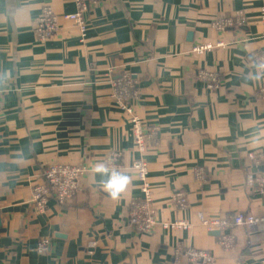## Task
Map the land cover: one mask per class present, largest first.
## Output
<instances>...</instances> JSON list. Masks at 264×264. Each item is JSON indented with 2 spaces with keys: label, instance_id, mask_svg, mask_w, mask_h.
Segmentation results:
<instances>
[{
  "label": "crops",
  "instance_id": "1",
  "mask_svg": "<svg viewBox=\"0 0 264 264\" xmlns=\"http://www.w3.org/2000/svg\"><path fill=\"white\" fill-rule=\"evenodd\" d=\"M46 5L58 14L76 10L75 0H0V264H192L176 260L179 244L211 253L217 264H264V230L228 228L233 243L225 247L200 221V214L264 216V190L249 182L264 176V159L249 156H264V70L255 60L264 49V0H97L84 37L71 26L45 45L34 30ZM238 13L242 24L213 26ZM109 67L115 77L133 76L135 111L160 129V146L146 151L151 231L129 224L141 180L132 168L131 118L111 96ZM201 70L220 72V88ZM113 151L122 152V166L97 172ZM52 161L90 170L72 201L52 198L40 212L33 188ZM112 172L131 181L117 199L101 184ZM177 191L187 196L185 209L173 202ZM44 239L49 247L40 252ZM91 242H98L92 253Z\"/></svg>",
  "mask_w": 264,
  "mask_h": 264
},
{
  "label": "built area",
  "instance_id": "2",
  "mask_svg": "<svg viewBox=\"0 0 264 264\" xmlns=\"http://www.w3.org/2000/svg\"><path fill=\"white\" fill-rule=\"evenodd\" d=\"M96 1L97 0H75L76 10L64 14H58L51 5L44 6L35 25V37L38 41L47 45L51 38L63 34L65 29L71 26L78 28L80 34L84 37L88 30L87 13L91 5ZM244 21L245 16L242 13H238L232 16L219 18L214 22L213 26L223 31L237 24H242ZM260 23L264 29V9L261 11ZM208 47H211V45L202 46L195 50L200 52ZM255 60L258 66L264 70V66H261L264 65V49L262 52L255 54ZM107 73L110 76L112 98L122 110L128 112L130 115L133 139L137 150V156L132 162V168L137 172L141 180V196L131 203L129 224L139 231H151L156 226L157 220L153 205L154 192L152 191L151 183L148 178L150 165L146 157V151L150 146H160V129L157 125L146 124L135 111L133 101L138 97V91L136 89V80L133 76L129 72H124L115 77L114 69L111 67L107 68ZM199 77L204 80L210 88H220L221 75L218 71L201 70ZM258 94L264 97V87L258 90ZM249 156L255 163H259L264 159V156L256 153H250ZM121 157L122 152H111L107 158L106 168L118 170L122 166ZM89 170L87 166L82 164L60 161H52L44 164L41 167L43 181L34 186L31 201L40 212H45L47 204L52 198H55L59 204H67L82 190L81 178L83 174ZM194 170L196 174L195 177L198 180L204 181L207 178L204 167H197ZM254 181L258 182L260 188L264 190V176L258 178L251 176L249 182L253 183ZM172 198L177 209L182 210L187 207L188 200L184 192H174ZM200 221L213 230L218 229L221 231L223 235L222 243L225 247H230L233 243V236L226 233L228 228L243 227L251 229L256 227L264 230V216H258L250 212H238L214 220H207L203 214H200ZM174 225L190 227V224L187 223H175ZM97 243L98 242H91L89 244L92 248L89 250L90 253L93 252V248ZM48 247L49 240L44 239L40 243L38 250L40 252H46ZM175 252L177 261L178 257L184 256L192 264H217L216 258L211 253L196 247L184 248L183 245L179 244Z\"/></svg>",
  "mask_w": 264,
  "mask_h": 264
},
{
  "label": "clouds",
  "instance_id": "3",
  "mask_svg": "<svg viewBox=\"0 0 264 264\" xmlns=\"http://www.w3.org/2000/svg\"><path fill=\"white\" fill-rule=\"evenodd\" d=\"M261 66H264V65H261ZM95 170L97 172H101L104 174H107L108 172V169L105 168L103 165H98ZM130 182H131L130 178L127 175L117 173V172H112L111 178L107 181H102L101 184H102V187L108 193H110L113 199H117L119 198L121 193H123L126 190L127 185H129Z\"/></svg>",
  "mask_w": 264,
  "mask_h": 264
},
{
  "label": "water",
  "instance_id": "4",
  "mask_svg": "<svg viewBox=\"0 0 264 264\" xmlns=\"http://www.w3.org/2000/svg\"><path fill=\"white\" fill-rule=\"evenodd\" d=\"M190 34L192 35L193 32H190V33H189V36H190ZM189 39H191V38H189ZM213 232H214V234H217V233L220 234V233H221V231L218 230V229H214Z\"/></svg>",
  "mask_w": 264,
  "mask_h": 264
},
{
  "label": "rangeland",
  "instance_id": "5",
  "mask_svg": "<svg viewBox=\"0 0 264 264\" xmlns=\"http://www.w3.org/2000/svg\"><path fill=\"white\" fill-rule=\"evenodd\" d=\"M220 73V72H219ZM221 75V74H220ZM221 85V84H220ZM66 163H68V162H66Z\"/></svg>",
  "mask_w": 264,
  "mask_h": 264
}]
</instances>
